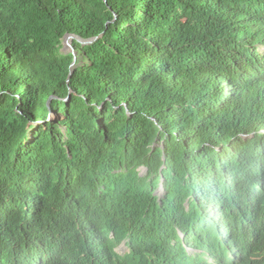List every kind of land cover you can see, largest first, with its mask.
<instances>
[{
	"label": "trees",
	"instance_id": "trees-1",
	"mask_svg": "<svg viewBox=\"0 0 264 264\" xmlns=\"http://www.w3.org/2000/svg\"><path fill=\"white\" fill-rule=\"evenodd\" d=\"M237 263L264 264V0H0V264Z\"/></svg>",
	"mask_w": 264,
	"mask_h": 264
},
{
	"label": "water",
	"instance_id": "water-1",
	"mask_svg": "<svg viewBox=\"0 0 264 264\" xmlns=\"http://www.w3.org/2000/svg\"><path fill=\"white\" fill-rule=\"evenodd\" d=\"M73 39H75V36H71V35H69V36H66L65 37V41H64V49L66 48V47H70L71 49H72V40ZM79 40V42H81V43H83V44H91V43H93L94 41H89V42H82L80 39H78ZM63 49V50H64ZM74 65V64H73ZM147 170L145 169V172H146Z\"/></svg>",
	"mask_w": 264,
	"mask_h": 264
},
{
	"label": "rangeland",
	"instance_id": "rangeland-1",
	"mask_svg": "<svg viewBox=\"0 0 264 264\" xmlns=\"http://www.w3.org/2000/svg\"><path fill=\"white\" fill-rule=\"evenodd\" d=\"M70 50H71L70 47H66V48L64 49V51H70ZM145 173H146V172H145V170L143 169L142 172H141V176H144ZM157 194H158L160 197L164 194V187L162 186V184H161L160 188L158 189ZM122 252H123V251H122Z\"/></svg>",
	"mask_w": 264,
	"mask_h": 264
},
{
	"label": "clouds",
	"instance_id": "clouds-1",
	"mask_svg": "<svg viewBox=\"0 0 264 264\" xmlns=\"http://www.w3.org/2000/svg\"><path fill=\"white\" fill-rule=\"evenodd\" d=\"M145 170V169H144ZM125 252L126 251V249H125V246H121L119 249H118V252H120V253H123V252ZM238 264V263H237ZM249 264H251V263H249Z\"/></svg>",
	"mask_w": 264,
	"mask_h": 264
}]
</instances>
